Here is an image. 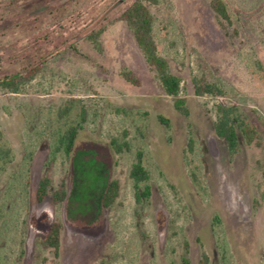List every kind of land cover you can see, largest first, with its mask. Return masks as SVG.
I'll use <instances>...</instances> for the list:
<instances>
[{
	"label": "rangeland",
	"instance_id": "1",
	"mask_svg": "<svg viewBox=\"0 0 264 264\" xmlns=\"http://www.w3.org/2000/svg\"><path fill=\"white\" fill-rule=\"evenodd\" d=\"M136 0H0V78L39 68L21 93L0 92V133L13 160L0 174V264H264V0H224L223 29L211 0L149 5L154 39L182 81L188 116L174 107L122 19ZM101 31L100 50L88 40ZM131 71L137 85L122 73ZM195 80L223 95L195 94ZM86 122L71 156L48 170L70 101ZM237 108L259 139L231 154L213 124L218 106ZM159 117L169 121L163 124ZM118 138L130 150L115 154ZM142 151L151 197L130 178ZM50 176L39 203V180ZM120 192L102 206L107 184ZM64 189L63 202H51ZM218 217L219 221L215 218ZM61 224L58 256L42 245Z\"/></svg>",
	"mask_w": 264,
	"mask_h": 264
},
{
	"label": "trees",
	"instance_id": "2",
	"mask_svg": "<svg viewBox=\"0 0 264 264\" xmlns=\"http://www.w3.org/2000/svg\"><path fill=\"white\" fill-rule=\"evenodd\" d=\"M158 0H136L127 8L122 19L131 31L133 38L141 50L146 63L154 72L155 78L160 83L164 93L174 99L175 109L182 115L188 116L189 112L186 107V100L180 97L182 91L181 79L174 75L168 61L160 55L157 43L154 39V16L149 8V5L156 4ZM210 8L215 13L220 26L226 29L225 23L231 25V16L228 10V5L224 0H211ZM101 31L92 33L88 36V40L100 50ZM39 68L33 69L26 74H13L0 78V92L6 91L11 94L21 93L24 87L33 80ZM124 79L137 85L138 80L134 74L125 70L122 73ZM195 94L199 97L205 95H223L224 91L217 85L205 84L201 80H195ZM80 101H70L58 111L59 120H66V124L62 130L58 131L54 137L49 160L47 163L48 170L52 166L53 161L58 154L71 156L75 143L80 131L83 129L86 122V110L81 106L80 112L75 119L71 118V113ZM159 120L169 126V121L163 117ZM213 130L217 137L223 139L231 154L238 152L240 148V137L244 144L253 145L259 139V132L255 125L241 118L237 108L218 106L217 119L213 124ZM111 149L115 154H121L130 150V144L126 141L121 142L118 138H112L110 141ZM13 160V153L9 146L3 141V135L0 133V174L5 171L6 166ZM130 178L135 193V199L138 203L148 200L152 195V188L149 184L150 174L144 162V154L142 151L136 153V161L131 166ZM51 186V179L48 173L44 175L38 183L36 192V201L42 203L48 198V190ZM120 183L118 180H111L105 189L102 197V206L109 209L115 203L119 196ZM66 197V191L62 188L54 192L51 202L57 204L63 202ZM219 221L218 217L215 218ZM60 233L61 224L53 223L47 235L42 240V245L51 248L55 256H58L60 249ZM187 254L182 257V264H191ZM200 264H207V256L203 255Z\"/></svg>",
	"mask_w": 264,
	"mask_h": 264
}]
</instances>
